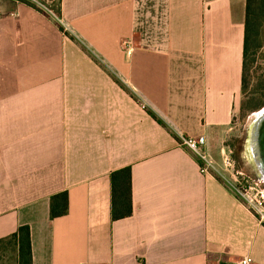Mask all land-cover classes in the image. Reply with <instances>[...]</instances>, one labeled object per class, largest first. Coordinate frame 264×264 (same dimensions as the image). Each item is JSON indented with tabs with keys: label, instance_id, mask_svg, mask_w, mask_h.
<instances>
[{
	"label": "crops",
	"instance_id": "crops-1",
	"mask_svg": "<svg viewBox=\"0 0 264 264\" xmlns=\"http://www.w3.org/2000/svg\"><path fill=\"white\" fill-rule=\"evenodd\" d=\"M245 4L55 0L56 24L0 0V240L27 226L32 264H264V221L180 144L203 138L219 161ZM124 168L132 214L112 221Z\"/></svg>",
	"mask_w": 264,
	"mask_h": 264
},
{
	"label": "trees",
	"instance_id": "trees-1",
	"mask_svg": "<svg viewBox=\"0 0 264 264\" xmlns=\"http://www.w3.org/2000/svg\"><path fill=\"white\" fill-rule=\"evenodd\" d=\"M59 15L58 6L52 5ZM241 71V95H246L244 110L256 112L264 107V0H246ZM111 219L117 221L132 214L130 169L110 174ZM67 213V194L50 199L49 216L55 219ZM15 257V264H32L31 239L27 226L0 240V261Z\"/></svg>",
	"mask_w": 264,
	"mask_h": 264
},
{
	"label": "built area",
	"instance_id": "built-area-1",
	"mask_svg": "<svg viewBox=\"0 0 264 264\" xmlns=\"http://www.w3.org/2000/svg\"><path fill=\"white\" fill-rule=\"evenodd\" d=\"M36 8L42 11L46 16L51 17L58 24L61 23L58 15L52 9V4L55 0H28ZM181 146L192 152L197 160L201 163V171L203 173L212 172L213 164L207 155L203 152L204 139L184 137L180 141ZM224 166L231 171L233 178V192L243 205L259 220L264 221V186L259 185L258 181L251 180L248 176L240 171H233V163L228 158L223 159ZM221 264H252V259L249 256L240 258L237 262H224Z\"/></svg>",
	"mask_w": 264,
	"mask_h": 264
},
{
	"label": "rangeland",
	"instance_id": "rangeland-1",
	"mask_svg": "<svg viewBox=\"0 0 264 264\" xmlns=\"http://www.w3.org/2000/svg\"><path fill=\"white\" fill-rule=\"evenodd\" d=\"M56 24H58L55 20H53ZM121 50L124 51V45L121 46ZM246 95H241L239 97V101L235 106V110L233 113V119L231 122V126L225 129V139L223 144L221 145L220 151L222 154L219 157V161L212 160V172L219 177V179L228 186L232 192V184L233 178L231 176V171L227 169L223 164V159L228 157L233 163V171H240L243 174L247 175L251 180L258 181L259 185L264 186V181L258 179L257 174L255 173L252 164L249 161L247 156V136L248 129L251 122V115L256 112H248L244 110V103L246 102ZM264 108V107H263ZM259 111V110H258ZM234 194V192H233ZM235 195V194H234ZM256 217V216H255ZM0 264H15V257L4 259L0 261Z\"/></svg>",
	"mask_w": 264,
	"mask_h": 264
},
{
	"label": "water",
	"instance_id": "water-1",
	"mask_svg": "<svg viewBox=\"0 0 264 264\" xmlns=\"http://www.w3.org/2000/svg\"><path fill=\"white\" fill-rule=\"evenodd\" d=\"M247 156L257 176L264 181V108L251 115Z\"/></svg>",
	"mask_w": 264,
	"mask_h": 264
}]
</instances>
